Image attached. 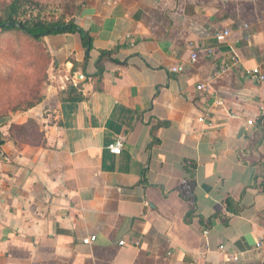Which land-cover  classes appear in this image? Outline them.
I'll return each mask as SVG.
<instances>
[{
	"label": "crops",
	"instance_id": "1",
	"mask_svg": "<svg viewBox=\"0 0 264 264\" xmlns=\"http://www.w3.org/2000/svg\"><path fill=\"white\" fill-rule=\"evenodd\" d=\"M73 4L87 42L45 35L40 100L0 118V264H264V90L247 72L264 71V0ZM215 96L237 117L199 122Z\"/></svg>",
	"mask_w": 264,
	"mask_h": 264
},
{
	"label": "rangeland",
	"instance_id": "2",
	"mask_svg": "<svg viewBox=\"0 0 264 264\" xmlns=\"http://www.w3.org/2000/svg\"><path fill=\"white\" fill-rule=\"evenodd\" d=\"M37 1L43 6V14L51 18L61 13L58 9H67L66 3L72 0ZM44 53L46 49L43 44L20 33L0 32V118L9 111L25 108L29 101L35 103L41 98L40 91L48 66ZM14 130L23 133L22 130Z\"/></svg>",
	"mask_w": 264,
	"mask_h": 264
},
{
	"label": "trees",
	"instance_id": "3",
	"mask_svg": "<svg viewBox=\"0 0 264 264\" xmlns=\"http://www.w3.org/2000/svg\"><path fill=\"white\" fill-rule=\"evenodd\" d=\"M65 7L67 9H63V11L58 9V12L61 13L57 17L49 18L43 14V6L37 0H4L0 3V32L20 33V35L38 44H42L45 35L78 32L83 42L86 43L87 33L69 18L74 10L73 0L68 1ZM44 54L45 64L48 65L49 54L47 51ZM77 98H79V95L75 99ZM33 104L34 102L29 101L25 106H32ZM17 108H19V105ZM33 123L34 121H29L30 130L34 127ZM12 128L25 131L23 125Z\"/></svg>",
	"mask_w": 264,
	"mask_h": 264
},
{
	"label": "built area",
	"instance_id": "4",
	"mask_svg": "<svg viewBox=\"0 0 264 264\" xmlns=\"http://www.w3.org/2000/svg\"><path fill=\"white\" fill-rule=\"evenodd\" d=\"M230 33L229 29H224L222 31H218L215 33V38L217 41H223ZM191 61L194 62L196 60V55L192 54L191 55ZM239 63V58L234 54L231 56V59L229 62H225L222 63L218 70L215 73V77H219L220 75H222L224 72L228 71L231 69V67L237 66V64ZM183 70V67L180 65L177 66H173L171 68V71L173 72H180ZM249 76L251 79H253L254 81H256L259 86L264 90V71L259 67V66H255V67H251L247 70ZM85 75L83 74H79L77 79L73 78V75L71 77H69L67 80L69 81V83L71 85L74 86H78L79 85V81L81 80H85ZM207 84L200 82L196 85V90L197 91H203L206 90ZM201 99V98H199ZM198 100H196L197 102ZM211 107L206 106V107H202V114L199 115L197 117V120L199 122H204L207 125H212L213 124V111L211 109H222L224 112H226L229 116L231 117H237L236 114L231 113L228 108H226L223 100H221L220 98H218L217 96L213 97V100L211 102ZM259 118L260 120H262L264 118V105H262L260 107V114H259ZM246 123L248 125H252L255 123V119H247ZM1 124H0V162H7L9 161V156L7 155V153L5 152V150L2 147V143L5 142L7 140V135L6 133H4L1 130ZM123 148V139L122 138H117L115 141H113L112 143L108 144V149L111 153L113 154H119L121 152ZM96 239L95 235H88L86 237H84L82 239V242L84 244H90L91 242H93ZM119 244H125L124 241H119ZM264 245V237L259 239V241L256 243V249H260L262 246ZM220 249H223V245H220L219 247Z\"/></svg>",
	"mask_w": 264,
	"mask_h": 264
}]
</instances>
